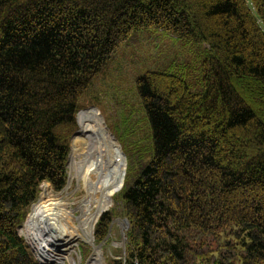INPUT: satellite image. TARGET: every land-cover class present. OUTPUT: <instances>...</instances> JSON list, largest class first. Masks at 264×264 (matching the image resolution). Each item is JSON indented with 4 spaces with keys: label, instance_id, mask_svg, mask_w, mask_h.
Instances as JSON below:
<instances>
[{
    "label": "trees",
    "instance_id": "16d2710c",
    "mask_svg": "<svg viewBox=\"0 0 264 264\" xmlns=\"http://www.w3.org/2000/svg\"><path fill=\"white\" fill-rule=\"evenodd\" d=\"M143 28L205 47L203 91L137 79L155 153L115 195L129 228L107 264H264V0H0V264H42L19 227L44 182L67 186L81 98Z\"/></svg>",
    "mask_w": 264,
    "mask_h": 264
},
{
    "label": "rangeland",
    "instance_id": "374dc122",
    "mask_svg": "<svg viewBox=\"0 0 264 264\" xmlns=\"http://www.w3.org/2000/svg\"><path fill=\"white\" fill-rule=\"evenodd\" d=\"M205 50L204 46L177 37L166 30L140 29L120 46L114 57L106 63L92 85L84 92L80 111L92 107L99 109L108 130L115 136L121 147L123 158L126 161V175L120 192L123 193L133 185L141 170L153 159L155 153L150 120L136 89L137 79L150 70L169 71L183 76L194 92H202L200 64ZM79 130L77 114V126L71 137L67 186L61 192H56L50 184L44 183L40 194L41 197L43 187L47 185L53 197L65 200L69 207L75 211L73 221L76 225L78 217L81 215L79 206L87 193V189L79 180L72 166L74 138ZM116 197L114 196V206L109 211L116 209L119 215L111 225L108 237L97 244L94 230V242L102 246L106 263L108 259L119 256L117 251L123 249L126 242L123 232L128 229L127 223L125 226L120 224L126 222L127 218L124 214L122 201ZM34 205L29 209L25 222ZM25 222L18 230L24 238H26L23 232ZM66 224L68 228L73 225ZM79 246L75 257L81 263L87 264L93 255L94 247L82 240ZM31 248L36 259H39L32 245ZM61 263L68 264L69 261Z\"/></svg>",
    "mask_w": 264,
    "mask_h": 264
},
{
    "label": "bare ground",
    "instance_id": "6f19581e",
    "mask_svg": "<svg viewBox=\"0 0 264 264\" xmlns=\"http://www.w3.org/2000/svg\"><path fill=\"white\" fill-rule=\"evenodd\" d=\"M78 121L80 130L74 138L72 166L87 189L79 206L78 224L73 221L75 211L62 198L53 197L46 185L23 225V232L42 262L83 264L75 257L82 240L94 247L87 264H107L102 246L94 242V230L100 217L114 206V196L124 180L126 161L99 109L81 110ZM51 220L59 221L66 228L69 233L66 242L54 239L49 230ZM66 223L73 225L68 228ZM120 224L125 226L126 222Z\"/></svg>",
    "mask_w": 264,
    "mask_h": 264
},
{
    "label": "water",
    "instance_id": "95a60500",
    "mask_svg": "<svg viewBox=\"0 0 264 264\" xmlns=\"http://www.w3.org/2000/svg\"><path fill=\"white\" fill-rule=\"evenodd\" d=\"M93 108V107H92ZM114 136V135H113ZM128 227H129V221L128 219L125 220ZM66 228L64 226H62V224L57 221V220H51L49 223V230L52 234V236L54 237V239L59 242V243H64L68 240L69 238V233L65 230ZM124 239L127 240V235L126 233H123ZM100 246V245H99ZM40 260V259H39ZM40 262L42 264H54V263H58V264H64V263H60L57 261H52V262H42L40 260Z\"/></svg>",
    "mask_w": 264,
    "mask_h": 264
}]
</instances>
